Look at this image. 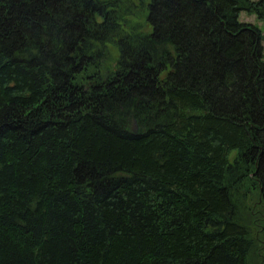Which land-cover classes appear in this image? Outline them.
Returning <instances> with one entry per match:
<instances>
[{
    "label": "trees",
    "instance_id": "16d2710c",
    "mask_svg": "<svg viewBox=\"0 0 264 264\" xmlns=\"http://www.w3.org/2000/svg\"><path fill=\"white\" fill-rule=\"evenodd\" d=\"M136 4L0 0V264H264V0Z\"/></svg>",
    "mask_w": 264,
    "mask_h": 264
},
{
    "label": "rangeland",
    "instance_id": "374dc122",
    "mask_svg": "<svg viewBox=\"0 0 264 264\" xmlns=\"http://www.w3.org/2000/svg\"><path fill=\"white\" fill-rule=\"evenodd\" d=\"M144 1L147 2V0H144ZM135 3H137L136 5H140V0H135ZM128 18L130 22L131 21L135 23L139 22V24L143 22L142 17H139L138 15L134 16L133 18L128 16ZM238 19L241 23H250L252 25H256L260 29L262 39H263L261 44L263 48V60H264V19L262 18L258 19L256 14H251V13L243 12V11L240 12ZM144 30L147 31V28L145 27ZM110 50L112 51V53H114L115 49L113 50V48L110 47ZM253 233L257 235L255 230H253Z\"/></svg>",
    "mask_w": 264,
    "mask_h": 264
},
{
    "label": "water",
    "instance_id": "95a60500",
    "mask_svg": "<svg viewBox=\"0 0 264 264\" xmlns=\"http://www.w3.org/2000/svg\"><path fill=\"white\" fill-rule=\"evenodd\" d=\"M134 123V122H133ZM134 130H136V126H135V123H134V126H133Z\"/></svg>",
    "mask_w": 264,
    "mask_h": 264
}]
</instances>
